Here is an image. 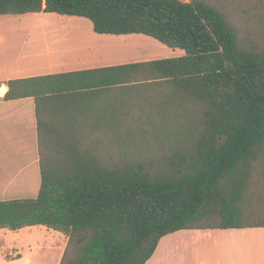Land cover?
Wrapping results in <instances>:
<instances>
[{"label":"trees","instance_id":"trees-1","mask_svg":"<svg viewBox=\"0 0 264 264\" xmlns=\"http://www.w3.org/2000/svg\"><path fill=\"white\" fill-rule=\"evenodd\" d=\"M227 1L0 0L183 50L8 80L4 99H34L41 181L0 200V227L63 233L59 264H145L179 230L264 227V49L240 45Z\"/></svg>","mask_w":264,"mask_h":264},{"label":"crops","instance_id":"crops-1","mask_svg":"<svg viewBox=\"0 0 264 264\" xmlns=\"http://www.w3.org/2000/svg\"><path fill=\"white\" fill-rule=\"evenodd\" d=\"M57 16H59L57 17L59 20V18H65L61 16L67 15L59 14ZM81 25L82 23L68 25L64 28V31L67 32L66 35L49 26L39 27L35 32L37 27L18 28L17 31L23 35L25 41L24 47L11 61H4L2 57L4 53L0 52V88H3L2 93H0V200L35 198L41 181L34 99L32 97L4 99V94L7 91L6 82L16 78L93 68L90 65H95L96 59L91 57L90 53L85 55L84 51L82 52V45L90 46V43H83L80 37L76 36L81 33ZM74 32L77 33L75 36L72 35ZM169 52L171 53L170 57L182 55L177 48ZM138 61H144V59ZM101 66L107 65L101 64L95 67ZM41 227L45 228V231H50V235L47 237L51 241L49 240L47 247L48 250L54 251V260L46 262V264H59L64 249L57 246L58 239L64 245V238L59 237L61 234L59 231L46 230V227ZM23 228L28 227H22L19 230ZM229 229L236 231L232 234H217L212 233V230L216 229H183L188 230L185 232H189V234L181 240L174 241L175 244L167 245L165 250L157 255L160 250L159 242L163 237L169 235L167 234L160 238L156 246V259L154 258V251L145 264H160L168 250H178L179 245L187 244L188 246L190 243H200V248L204 246L210 248L217 246L219 248L220 245H225V247L222 246L224 250L221 251L223 257L215 261V264H242L243 261L240 262L238 256H234V252L229 254L231 249H241L243 253L246 252L243 254L247 256L245 264H264V227ZM11 232L13 230H10L8 225L0 227V264H19L18 262L22 259L19 252L18 256L4 258L7 254L5 251L9 246L13 247L9 244L8 239ZM33 250L37 251L38 249L33 248ZM29 251L31 252L32 248ZM203 259L199 258L195 264H210L209 261ZM25 264L37 263L30 260Z\"/></svg>","mask_w":264,"mask_h":264},{"label":"rangeland","instance_id":"rangeland-1","mask_svg":"<svg viewBox=\"0 0 264 264\" xmlns=\"http://www.w3.org/2000/svg\"><path fill=\"white\" fill-rule=\"evenodd\" d=\"M227 4L232 14L233 24L238 28L240 45L249 50H263L264 0H228ZM57 15L59 14L26 13L19 15H0V52L4 53V56H2L4 61L13 60L15 55L25 45L23 35L17 31L18 28L37 27L34 30L35 32L39 27L49 26L58 29L63 35H66L67 32L64 31V28L68 25H78L79 23H82L80 35H76L77 33L75 32L72 35L80 37L83 43H90V46L85 44L82 45V52L84 51L85 55L90 53L92 55L91 57L96 59L95 65H90L92 67L101 64L111 65L135 62L140 59L169 58V55L171 54L169 51L173 50L153 38L142 34H97L93 32L90 22L85 18L61 16L65 18H59V20H57V17H59ZM179 51L183 54V50L179 49ZM2 91L3 88H0V93H2ZM25 227L28 228L13 230V232L8 235L9 244L13 247L9 246L5 251L7 252L6 255L14 257L18 256L20 253L22 259L20 260L21 263L18 262L19 264H25L28 261L30 262V260H34L37 264H46V262L54 260V251L48 250L47 247V245L49 246L50 238L48 239V237L50 231H45V228L39 225ZM185 231L188 230H181L163 237L159 242L158 246L160 247V250L157 255L165 250L167 245H171V243L175 244L174 241L181 240L185 235L189 234V232ZM212 231V233L217 234H232L236 230L216 229ZM61 234L59 237L64 238V245H62L60 239H58L59 242L57 246L65 249L67 237L63 233ZM54 240L55 239H53V241ZM179 246L178 250H168L167 255L163 258L160 264H195L199 261V258H204V261H209L210 264H215V261H218L223 257L221 251L224 249H222V246L225 247V245H220L219 248L221 249L217 246L212 248L204 246L203 248H200V243H190L188 246L187 244H181ZM30 248H32L31 252L29 251ZM33 248L38 250L34 251ZM233 252L234 256L237 255L240 262L243 261L242 264H245V258L247 256H244L243 254L246 252L243 253L241 249H231L229 254H232ZM154 254V258L156 259V251Z\"/></svg>","mask_w":264,"mask_h":264},{"label":"water","instance_id":"water-1","mask_svg":"<svg viewBox=\"0 0 264 264\" xmlns=\"http://www.w3.org/2000/svg\"><path fill=\"white\" fill-rule=\"evenodd\" d=\"M7 225L9 226V225H10V223H7Z\"/></svg>","mask_w":264,"mask_h":264}]
</instances>
